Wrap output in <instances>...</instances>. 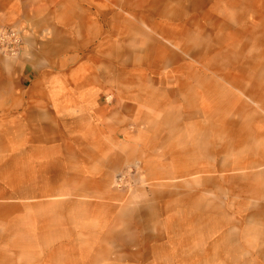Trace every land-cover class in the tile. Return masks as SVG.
Returning a JSON list of instances; mask_svg holds the SVG:
<instances>
[{"label":"rangeland","instance_id":"1","mask_svg":"<svg viewBox=\"0 0 264 264\" xmlns=\"http://www.w3.org/2000/svg\"><path fill=\"white\" fill-rule=\"evenodd\" d=\"M60 1L0 0V264H262L264 0L139 9L125 40Z\"/></svg>","mask_w":264,"mask_h":264},{"label":"bare ground","instance_id":"2","mask_svg":"<svg viewBox=\"0 0 264 264\" xmlns=\"http://www.w3.org/2000/svg\"><path fill=\"white\" fill-rule=\"evenodd\" d=\"M149 0H126L122 3H120L119 0H105L104 4L102 5L103 7V13L104 16L107 17L108 14L111 15L113 17V20L111 22V26L114 27L116 23V19L119 17H122L123 19H121L118 22V26L120 27L119 29L114 30L116 34L123 36L122 39L125 40L126 35L128 32L131 31V28L135 27L137 25V16L136 14H134V11H138L139 9H141L142 11H145V13H147V11H150L149 14L145 15V16H149L147 18L150 19V15L154 13H157L159 15L162 16H175V13H180L185 11L186 6L188 3L187 0H180L182 3L180 5V7L175 8L172 6V4H170V0H153L152 3L150 4L149 8H146L145 4H148ZM207 0H191L190 4H193V6H199L201 4H204ZM59 5L61 7H69L71 5V1H67V0H61L59 2ZM162 7V9H160ZM74 7H72V14L69 16V23H72V15L75 13L73 11ZM124 9H129V13H130V18L129 19H124L125 15H123V10ZM188 9V6H187ZM41 9H39L38 11H40ZM102 11V10H101ZM76 16V14H74ZM179 15V14H178ZM117 18H115V17ZM224 26V25H223ZM6 28V27H5ZM13 28L17 29L19 32L21 31L18 26H13ZM3 29V28H1ZM21 34V33H20ZM146 38L143 41H148L150 40L152 43L147 47V54L148 56L152 57L155 60L161 59L164 55L171 53V49L164 43L159 42L157 40H155L154 38L151 37V34H145ZM65 41H69L67 40L65 37H61L59 35V33H55L54 35V41L52 43V45H50V47L54 48L57 46H60L59 43L65 42ZM178 42V41H177ZM176 41H172L170 43H177ZM208 52H212L213 50V46L208 44V48H207ZM122 51L124 53H126L127 55L130 56L131 51L126 48L123 47ZM200 56L202 55V53L199 54ZM146 59H148L146 57ZM216 89V86L213 85L211 91L213 92ZM225 132V130H223ZM239 141H234L232 140L231 144H233V142H240L244 139L243 135L238 137ZM3 151H6V149H3ZM19 160V159H15L12 162H8V166H4L6 168H16V163L14 161ZM262 234L260 237V244H261V249H260V255L262 258V264H264V212H263V216H262ZM251 264H253L254 262L251 261Z\"/></svg>","mask_w":264,"mask_h":264},{"label":"built area","instance_id":"3","mask_svg":"<svg viewBox=\"0 0 264 264\" xmlns=\"http://www.w3.org/2000/svg\"><path fill=\"white\" fill-rule=\"evenodd\" d=\"M21 44V34L15 28L0 30V45L6 52H17Z\"/></svg>","mask_w":264,"mask_h":264},{"label":"crops","instance_id":"4","mask_svg":"<svg viewBox=\"0 0 264 264\" xmlns=\"http://www.w3.org/2000/svg\"><path fill=\"white\" fill-rule=\"evenodd\" d=\"M54 93H55V95H56L57 92H54ZM36 95H37V96H41V94H40V90L37 91V94H36ZM44 95H45V94H44ZM76 108H78V109H75V110H74V113H73V116H72V120H73V122H74L75 124H80V123H82L83 121L89 120L87 110H85V109H80L79 107H76ZM104 114H105V116L107 117V111L104 112ZM69 116H70V115H69ZM53 119L56 120V121H58V122H59V120H62L61 117H56V118H53ZM120 119H121V117H120Z\"/></svg>","mask_w":264,"mask_h":264}]
</instances>
